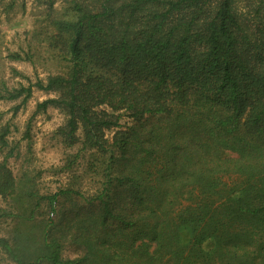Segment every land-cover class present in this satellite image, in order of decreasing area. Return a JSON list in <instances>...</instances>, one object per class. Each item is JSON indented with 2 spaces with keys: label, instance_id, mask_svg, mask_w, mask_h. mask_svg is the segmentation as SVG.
Returning a JSON list of instances; mask_svg holds the SVG:
<instances>
[{
  "label": "trees",
  "instance_id": "obj_1",
  "mask_svg": "<svg viewBox=\"0 0 264 264\" xmlns=\"http://www.w3.org/2000/svg\"><path fill=\"white\" fill-rule=\"evenodd\" d=\"M39 1L54 69L0 102L53 95L81 175L40 194L3 154L0 264H264V0Z\"/></svg>",
  "mask_w": 264,
  "mask_h": 264
},
{
  "label": "rangeland",
  "instance_id": "obj_2",
  "mask_svg": "<svg viewBox=\"0 0 264 264\" xmlns=\"http://www.w3.org/2000/svg\"><path fill=\"white\" fill-rule=\"evenodd\" d=\"M47 30L46 11L39 0H0V75L4 79L10 78V69H14L34 82L36 77L44 79L46 71L54 69L42 62L46 58L42 39ZM29 48L35 57V66L6 58L10 53L22 54ZM17 82L26 84L24 80L15 79L9 85L16 86ZM52 97L34 90L29 101L15 114L13 109L19 102H0V133L3 127L9 130L8 147L0 154V160L11 149L12 158L8 159L7 166L13 177L19 178L26 173L40 194L53 193L67 186L69 178L81 175L78 168L71 173L61 171L65 157H72L76 151V148L65 149L56 137L57 129L64 124V116L53 108L34 114L37 103ZM91 179L85 176L80 189L91 192L94 187ZM1 221L0 227L7 228L8 222ZM63 256L73 258L69 251Z\"/></svg>",
  "mask_w": 264,
  "mask_h": 264
}]
</instances>
